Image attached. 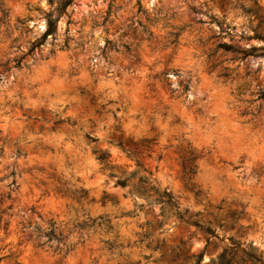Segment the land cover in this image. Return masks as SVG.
I'll return each mask as SVG.
<instances>
[{"label": "clouds", "instance_id": "9594fccd", "mask_svg": "<svg viewBox=\"0 0 264 264\" xmlns=\"http://www.w3.org/2000/svg\"><path fill=\"white\" fill-rule=\"evenodd\" d=\"M249 2L0 0V264H159L180 185L264 248V59L221 50Z\"/></svg>", "mask_w": 264, "mask_h": 264}, {"label": "rangeland", "instance_id": "374dc122", "mask_svg": "<svg viewBox=\"0 0 264 264\" xmlns=\"http://www.w3.org/2000/svg\"><path fill=\"white\" fill-rule=\"evenodd\" d=\"M240 14L243 15L246 20L241 24V28H247L252 36L256 38L257 43L252 44L251 38L244 39L245 33L240 32L237 35L240 40L233 45L224 47L221 45V50L232 54L233 48H242L244 44H250V47L246 51L252 52L253 49L257 50L256 54H251L241 57L239 60L232 61L240 69L238 75L249 74L245 73V66H248L249 70L252 64L257 63L258 60L264 59V53H260L258 50L264 48V9L258 5V0H250L248 7H241ZM260 30V31H258ZM233 31H235V25H233ZM229 73H225L227 76ZM173 199L177 201V194H179L180 202L187 204V216L191 220H196L201 224H209L217 234V237H211L207 241L206 235H204L195 225L187 223L177 218L172 212H169L166 218H162L160 222L159 239L162 240L161 244L155 248V251L160 253L157 257L159 264H189L191 258L199 253H202V258L197 264H210L209 260L215 259L224 248L229 247L232 237L234 240L240 242L241 247H247V241L245 237L237 235V227L235 220V209L230 206L229 202L223 200L217 202H209L207 197L202 191L185 190L183 185L177 187L176 192L168 191ZM179 207V203H178ZM163 217V214H162ZM131 219V218H129ZM166 225H171L175 230L173 235L165 236V232L169 229ZM199 235L204 239L203 247L191 251L189 248V240H196V235ZM182 244L180 245V243ZM215 245L214 249L212 245ZM195 247V244L192 245ZM248 249V247H247ZM253 252L264 260V248H258L256 244L252 245ZM211 253V256H209ZM173 255H176V259L171 262L170 259ZM240 253H238L237 260L240 262ZM239 264V263H237ZM248 264H258L249 262Z\"/></svg>", "mask_w": 264, "mask_h": 264}, {"label": "trees", "instance_id": "16d2710c", "mask_svg": "<svg viewBox=\"0 0 264 264\" xmlns=\"http://www.w3.org/2000/svg\"><path fill=\"white\" fill-rule=\"evenodd\" d=\"M165 200L167 201V206L169 207V212H172L177 218L180 220H183L187 223L195 225L204 235H206L207 241L211 237H217V234L215 233V230L209 225V224H201L196 220H191L187 216V209L180 211L177 213V211L172 209V205H175L176 208L178 207V202L173 199L171 194L167 191L165 193ZM230 245L227 248H224L221 253L215 258L209 260L210 264H248L249 262L258 263V264H264V260L261 258V256L255 254L253 252L252 247L248 249L247 247H241L240 242L238 240L232 239V237H229ZM182 242L180 243V245ZM238 253H240V262L237 260ZM195 258H198L195 260V264L199 263V261L202 258V253H199L195 256ZM176 259V255H173L170 259L171 262H173Z\"/></svg>", "mask_w": 264, "mask_h": 264}]
</instances>
